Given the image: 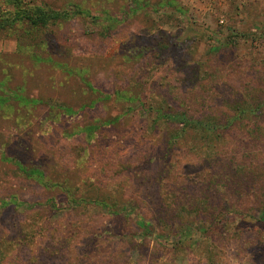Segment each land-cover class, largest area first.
I'll use <instances>...</instances> for the list:
<instances>
[{
	"label": "rangeland",
	"instance_id": "1",
	"mask_svg": "<svg viewBox=\"0 0 264 264\" xmlns=\"http://www.w3.org/2000/svg\"><path fill=\"white\" fill-rule=\"evenodd\" d=\"M238 6L0 0V264H264V15Z\"/></svg>",
	"mask_w": 264,
	"mask_h": 264
},
{
	"label": "crops",
	"instance_id": "2",
	"mask_svg": "<svg viewBox=\"0 0 264 264\" xmlns=\"http://www.w3.org/2000/svg\"><path fill=\"white\" fill-rule=\"evenodd\" d=\"M225 0H223L224 2ZM238 3L243 4V6H238L239 9L251 11V14L258 17L264 15V0H237ZM227 3V2H226Z\"/></svg>",
	"mask_w": 264,
	"mask_h": 264
},
{
	"label": "trees",
	"instance_id": "3",
	"mask_svg": "<svg viewBox=\"0 0 264 264\" xmlns=\"http://www.w3.org/2000/svg\"><path fill=\"white\" fill-rule=\"evenodd\" d=\"M165 116L167 117L166 119H168V121H170V120L176 121L177 123H181L183 125V127L188 126V127L196 128V129H200V130L203 127V126H201V124L199 122H192L189 120L187 121L185 118L181 117V115L176 116V115L166 114ZM178 117H180V118H178ZM204 127H206V126H204ZM205 129L210 130V128H205Z\"/></svg>",
	"mask_w": 264,
	"mask_h": 264
}]
</instances>
